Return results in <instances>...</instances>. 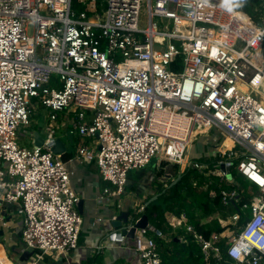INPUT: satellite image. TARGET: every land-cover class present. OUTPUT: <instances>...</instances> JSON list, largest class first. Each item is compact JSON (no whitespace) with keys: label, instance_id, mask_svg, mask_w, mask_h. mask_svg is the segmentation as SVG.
Listing matches in <instances>:
<instances>
[{"label":"built area","instance_id":"obj_1","mask_svg":"<svg viewBox=\"0 0 264 264\" xmlns=\"http://www.w3.org/2000/svg\"><path fill=\"white\" fill-rule=\"evenodd\" d=\"M98 1L0 0V207H19L23 249L38 262L65 256L80 242L73 173L50 146L59 122L70 135L96 140L80 146L76 159L95 162L113 187L104 189L107 196H121L129 172L157 158L158 165L226 183L219 189L229 207L241 202L225 171L232 175L235 167L255 195L220 220L222 234L205 239L185 214L166 222L191 235L205 260L221 262L225 240L229 264H264V0L256 19L220 0H105L101 12ZM75 2L86 9L76 10ZM36 107L50 116L42 128L47 137L42 146L20 147L18 130L31 126ZM197 125L207 131L194 135ZM214 130L211 166L189 151ZM226 140L231 146L223 150ZM144 211L135 210L127 233ZM132 240L136 264H162L149 228L136 229Z\"/></svg>","mask_w":264,"mask_h":264},{"label":"crops","instance_id":"obj_2","mask_svg":"<svg viewBox=\"0 0 264 264\" xmlns=\"http://www.w3.org/2000/svg\"><path fill=\"white\" fill-rule=\"evenodd\" d=\"M57 124L58 129L54 139H61L66 146V152L60 158L73 173L71 184L74 191L80 197V202L83 203V225L78 248L65 256L45 255L38 262H36L34 256L28 262H20L19 257L26 250L19 243L21 234L20 224L9 227L11 217L17 209H15L16 206L14 204H11L7 206H12V210L0 207V222L2 227L7 228L9 232H3L1 236L6 243H12L10 252L8 251L7 254L3 244L0 243L5 256L7 255V259L10 261L8 264H117L118 260H121L124 264H136L134 256L128 251V246L132 244L133 240L127 237L121 242L117 239L118 234L122 233V229L114 228L112 218L115 217L116 220L122 212H128L132 215L139 206L146 208L149 203L155 201L158 198L155 194L160 189L158 188L160 179L162 181V187L164 188L173 181L170 169L163 168L162 164L158 165L157 163L154 176L148 175L146 177L148 186L143 191L144 195L141 199L136 198V196L133 197L136 191L130 189H128L127 193V189H125V192L119 197L104 195V189L112 191L113 187L102 180L95 162L85 164L76 159L77 149L82 145L91 146V141L79 135H70L67 127H62L59 122ZM43 126L44 124L40 126L41 132L43 131ZM208 146V149L205 146L200 147V150L196 151L197 154L195 156L201 154L203 156L202 158L210 161L207 155L214 152L215 141L212 140ZM162 170L164 175L159 177L158 174ZM101 196L105 198V201L102 203L99 202ZM143 215L145 214L143 213ZM166 217H170V214L168 213ZM99 218L104 219V222H98L97 220ZM1 230L3 231L2 228H0Z\"/></svg>","mask_w":264,"mask_h":264},{"label":"trees","instance_id":"obj_3","mask_svg":"<svg viewBox=\"0 0 264 264\" xmlns=\"http://www.w3.org/2000/svg\"><path fill=\"white\" fill-rule=\"evenodd\" d=\"M236 1L238 2L240 10L256 19L254 9L263 0ZM225 2L227 1L225 0ZM74 4L76 10L86 9L85 5H80L77 2ZM228 5L233 6L230 3ZM103 6H101L99 0L96 4L97 11L101 12V7ZM53 83H56V79H54ZM199 161L211 166L214 165L208 159L202 158ZM162 166H166V162H163ZM175 167L178 168L177 166ZM231 174V177L234 179L232 172ZM163 175L164 172L162 170L158 176ZM178 176L180 179L175 185L171 186L173 182L171 181L166 188L161 187L159 189L155 194L158 198L152 203H149L144 211V214L148 217L150 235L158 244L162 264H229L225 261V252L227 249L225 240H222L219 244L223 260L221 262L213 258L205 260L200 247L191 235L183 230H178L175 233L172 232V229L166 222V215L169 213L179 217L185 214L186 223L193 225L200 235L205 239H209L212 235L222 234L226 230L225 227L221 226L220 220H226L231 213L239 211L242 205L250 202L251 196L242 192L244 188L239 187L240 184L236 183L237 185L233 187L229 186V188L231 190H238L241 196V202L236 204L230 203L229 207H225L222 202L219 187L226 189V183L220 184L218 178L207 177L195 169H186L182 174L177 175L176 178ZM212 193H214V196H212ZM248 217L249 212L246 211L242 215L240 224H243ZM157 233L165 236V238H161ZM177 238L179 242L175 241ZM2 244L7 246L6 242ZM117 264H124V262L118 260Z\"/></svg>","mask_w":264,"mask_h":264},{"label":"rangeland","instance_id":"obj_4","mask_svg":"<svg viewBox=\"0 0 264 264\" xmlns=\"http://www.w3.org/2000/svg\"><path fill=\"white\" fill-rule=\"evenodd\" d=\"M230 1L232 2V5L233 6H235V7L238 6L239 7L238 2L236 0H230ZM100 3L101 4H104V6H105V0H100ZM74 8H75V4H74ZM103 10L104 9H102V11ZM155 21H157V20H155ZM163 24H164V26H167V27L170 28L171 25H172V22H168L167 20H165V21H163ZM31 32H32V30L30 28L29 29V34H31ZM49 118H50V116L48 115V111L45 108H43V107H36L34 109V111H33V115L31 116V121H32L31 122V126L30 127H27V128L20 127L19 130H18V144H19V146L20 147H25V148L32 147V145H33L32 139L34 138V135L33 134H35L38 131L41 132L40 126L43 125V124L46 125L47 119H49ZM209 134H207V135H201V136H199L194 141V143H193V145H192V147L190 148V151H189L190 156H195L197 154L196 151L200 150V147H202V146H205L208 149V147H209L208 145L212 142V140L216 141L217 138H218V136H219V132L216 131V130L211 131ZM42 136L46 138L47 137V133H42ZM89 140L91 141V145H94L95 142H96L95 139H89ZM156 165H157V158H154L152 160V162L147 167H144V168L138 169V170H132V171H130L129 174H128V182L129 183H128V185L125 188V189H127L126 190V193L128 192V189L135 190L136 192H135V194H134L133 197L136 196V198L141 199L143 197V195H144V192L143 191L146 190V187L148 186L147 183H146V181H147V178L146 177L148 175L149 176L150 175H153L154 176L155 169H156ZM167 165H168V163H166V166H162V167L163 168L170 169V174L172 175V178H173L172 180L174 181L176 179V176L179 175L180 172H182V169H180L179 167L178 168H176V167L174 168V167L167 166ZM231 172L234 175V181H235V183L240 184L239 187H243L244 190H245V193L247 195H250L251 198H252L255 195V192H254L255 190H254L253 186L249 182H247L244 178H242L241 176H239L237 174V171H236L235 167L232 168ZM143 185H144V187H143ZM161 187H162V181L160 179V182L158 184V188H161ZM15 206H14L15 209L16 208L17 209L19 208V207H17V205H15ZM5 208H7V209L9 208V209L12 210V206H7L6 205ZM11 218L12 219L9 222V227L11 225L13 226L15 224L19 225V223H21V220H22L23 217L18 216L17 213L15 212V214ZM0 228L3 229V232L9 233L8 230H7V228H3L2 227L1 222H0ZM20 239H21V237H20ZM20 239H19V243L21 245H23V243L21 242ZM0 243L1 244L2 243H5V241L2 239V236L1 235H0ZM85 243H86V239H85ZM6 244H7V246H5L4 244H3V246H4V248L6 250V254H7L8 251L10 252V249L12 247V243H8L7 242ZM16 255H17V253H16ZM6 257H8V256L6 255Z\"/></svg>","mask_w":264,"mask_h":264},{"label":"water","instance_id":"obj_5","mask_svg":"<svg viewBox=\"0 0 264 264\" xmlns=\"http://www.w3.org/2000/svg\"><path fill=\"white\" fill-rule=\"evenodd\" d=\"M43 143H44V138L42 137L41 133L40 132H36L34 134L33 145L39 147V146H42ZM50 146L52 147L51 148V151H52V153L54 155L62 156L66 152V146H65L64 142L61 141V139L51 140ZM221 169L222 170H225L223 168V166L221 167ZM225 171L228 172V179L230 180L232 177L230 175L229 168H227ZM179 179H180V177L178 176L176 178V180H174L172 182L171 186L175 185L179 181ZM82 205H83L82 202H80V204L78 205V210H79V213L81 215H82ZM136 217L137 216L133 214L132 217L130 218V213H128V212H122L118 216V218L115 221L112 222V225L116 229H119V228L122 229L121 236H127L128 238L133 239L136 229H146V228H149L148 227V217L146 215H142L140 217V219L138 220V222L135 223L134 227L130 229V232L127 233L126 227H129L131 225V223L134 222V219ZM2 234H3V231L1 230L0 231V235H2ZM117 239L120 240V237H118ZM175 241L176 242H179V239L177 238V239H175ZM34 254H35L34 252L25 251V252H23L20 255L19 260H20V262H28L29 259H31V258L34 257Z\"/></svg>","mask_w":264,"mask_h":264},{"label":"bare ground","instance_id":"obj_6","mask_svg":"<svg viewBox=\"0 0 264 264\" xmlns=\"http://www.w3.org/2000/svg\"><path fill=\"white\" fill-rule=\"evenodd\" d=\"M221 2H223L224 4H227V2H225L224 0H220ZM230 6V5H229ZM207 130V127H201L200 125H197L195 127V131H194V135H199V134H203L205 133ZM202 131V132H201ZM231 146V142L230 140H226L224 142V146H223V150H225L227 147H230ZM10 261L7 259V257L5 256L4 252H3V248L2 246L0 245V264H8Z\"/></svg>","mask_w":264,"mask_h":264},{"label":"clouds","instance_id":"obj_7","mask_svg":"<svg viewBox=\"0 0 264 264\" xmlns=\"http://www.w3.org/2000/svg\"><path fill=\"white\" fill-rule=\"evenodd\" d=\"M149 223V222H148Z\"/></svg>","mask_w":264,"mask_h":264}]
</instances>
